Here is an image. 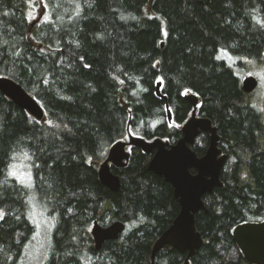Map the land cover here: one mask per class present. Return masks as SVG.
Wrapping results in <instances>:
<instances>
[{"label":"trees","instance_id":"16d2710c","mask_svg":"<svg viewBox=\"0 0 264 264\" xmlns=\"http://www.w3.org/2000/svg\"><path fill=\"white\" fill-rule=\"evenodd\" d=\"M31 3L0 0V75L20 83L46 113L39 121L0 92V181L27 152L34 185L30 191L8 179L0 189V264L25 262L36 230L26 203L32 194L53 222L43 264H151L155 241L180 211L173 186L148 169L152 155L138 147L128 148L125 167H112L118 191L102 184L99 164L129 134L178 141L191 93L227 154L223 186L204 197L207 209L196 215L203 244L191 264H252L241 252L236 260L224 254L236 246L237 225L264 220V89L242 87L264 68V27L253 18L264 19V0ZM45 3L51 22H42ZM161 78L172 122L156 92ZM208 145L202 134L192 148L202 155ZM95 221L126 228L97 250ZM185 257L165 247L155 264Z\"/></svg>","mask_w":264,"mask_h":264},{"label":"water","instance_id":"95a60500","mask_svg":"<svg viewBox=\"0 0 264 264\" xmlns=\"http://www.w3.org/2000/svg\"><path fill=\"white\" fill-rule=\"evenodd\" d=\"M161 86L162 83L158 82L156 92L166 101L168 118L172 122V112L167 97L161 93ZM257 86L258 79L253 75L246 76L242 81L246 93L254 91ZM0 92L35 119L39 121L46 119L45 110L40 102L14 79L0 75ZM185 98L191 103L193 110L183 124L182 137L177 142L170 143L161 138L146 140L129 134V140L118 141L112 145L108 157L99 164L98 174L102 184L113 191H118L121 188V177L113 172L112 167H125L131 156L127 147H138L144 153L152 155L148 169L173 186L180 211L172 224L155 241L151 264H155L157 254L165 247L186 253L183 264H191L190 260L203 244L202 235L196 227V215L207 209L204 197L211 194L215 188L223 186L221 176L227 154L219 145L221 137L218 129L211 119L198 115L197 95L191 93ZM202 133L209 135V145L204 154L198 155L192 146ZM125 228L122 221H116L106 227L95 221L91 230L95 248L99 250L106 240L117 239ZM233 237L241 253L250 263L264 264V220L237 225Z\"/></svg>","mask_w":264,"mask_h":264},{"label":"rangeland","instance_id":"374dc122","mask_svg":"<svg viewBox=\"0 0 264 264\" xmlns=\"http://www.w3.org/2000/svg\"><path fill=\"white\" fill-rule=\"evenodd\" d=\"M38 15H36L35 19L33 20H39L42 18L41 15ZM251 72H254V75H256V77L259 79V85H263L261 87L264 89V68L257 70L254 69ZM259 73L261 74L262 78ZM12 164H16L18 166L19 172H28L29 170L31 171V167L24 157L16 159ZM8 179L11 181H17L14 177ZM30 214L36 226V230L31 241L25 247L24 264H43L51 245L53 222L48 217L47 210L45 209L44 205L41 204L36 198L34 199L33 204H31ZM37 225H40V227H37ZM21 236L22 235H19V240L21 239ZM240 252L241 251L239 248L234 246L229 253L224 254V257L227 260H236L239 257Z\"/></svg>","mask_w":264,"mask_h":264},{"label":"snow or ice","instance_id":"6c2138e0","mask_svg":"<svg viewBox=\"0 0 264 264\" xmlns=\"http://www.w3.org/2000/svg\"><path fill=\"white\" fill-rule=\"evenodd\" d=\"M87 2V0H86ZM29 4L30 7L34 8V4L31 3V0H29ZM89 6H91L89 4ZM77 7H79V5H77ZM49 8V5L47 3L44 4V17H43V21L42 22H51V17L48 14L47 9ZM5 15H7V13H5ZM32 19H35V17H31ZM123 18V17H122ZM256 20V23L258 25H260L261 27H264V19L259 18L258 16H254L253 17ZM40 51H43V49H40ZM223 51V50H222ZM17 55H19V53H17ZM47 81H45L46 83ZM160 82H163V78L160 79ZM187 94V93H185ZM129 132H131V128H129ZM24 158L25 159H31V156H29V154L27 152L24 153ZM12 159H15V156L12 157ZM14 177L16 178L17 182L21 185H23L25 188H28L30 191L34 188V185L32 183V173L29 170L28 172H19L18 171V166L16 164H9L7 166V173H6V179L4 181H0V189L3 188V185L7 184L8 182V178ZM0 195H2V191H0ZM35 199V195H29L28 199L26 201L27 204H33V201ZM69 211H71L69 209ZM4 216V212L2 209H0V219H3ZM17 219H19V217L17 216ZM37 227H40V225H37Z\"/></svg>","mask_w":264,"mask_h":264},{"label":"bare ground","instance_id":"6f19581e","mask_svg":"<svg viewBox=\"0 0 264 264\" xmlns=\"http://www.w3.org/2000/svg\"><path fill=\"white\" fill-rule=\"evenodd\" d=\"M42 17V16H41ZM253 76H255V75H253ZM256 77V76H255ZM257 78V77H256ZM258 79V78H257ZM18 83V82H17ZM20 84V83H19ZM258 86H259V79H258ZM258 86H257V88H258ZM256 88V89H257ZM255 89V90H256ZM253 92V91H252ZM251 93V92H250ZM219 134V133H218ZM201 135V134H200ZM200 135L198 136V137H200ZM220 135V134H219ZM198 137H197V139H198ZM221 137V136H220ZM197 139H196V141H195V143L197 142ZM154 140V139H153ZM179 140V139H178ZM221 140V139H220ZM177 142V141H176ZM195 145V144H194ZM220 145V144H219ZM221 147V146H220ZM194 150V149H193ZM198 154V153H197ZM227 162V161H226Z\"/></svg>","mask_w":264,"mask_h":264},{"label":"flooded vegetation","instance_id":"af4514ba","mask_svg":"<svg viewBox=\"0 0 264 264\" xmlns=\"http://www.w3.org/2000/svg\"><path fill=\"white\" fill-rule=\"evenodd\" d=\"M202 134H207V133H202ZM202 134H201V135H202ZM196 143H197V142H196ZM199 146H200V145H199ZM129 147H132V146H128L127 148H129ZM128 150H129V149H128ZM205 150H206V149H205ZM129 151H130V150H129ZM204 152H205V151H204Z\"/></svg>","mask_w":264,"mask_h":264}]
</instances>
